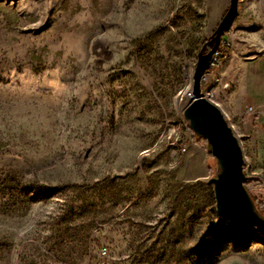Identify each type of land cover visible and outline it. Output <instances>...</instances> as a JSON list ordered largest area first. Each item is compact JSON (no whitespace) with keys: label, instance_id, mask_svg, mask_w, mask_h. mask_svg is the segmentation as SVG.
Masks as SVG:
<instances>
[{"label":"rangeland","instance_id":"rangeland-1","mask_svg":"<svg viewBox=\"0 0 264 264\" xmlns=\"http://www.w3.org/2000/svg\"><path fill=\"white\" fill-rule=\"evenodd\" d=\"M229 6L0 0V264H264V236L217 212L218 161L183 114ZM227 32L202 90L264 215V0Z\"/></svg>","mask_w":264,"mask_h":264},{"label":"water","instance_id":"water-1","mask_svg":"<svg viewBox=\"0 0 264 264\" xmlns=\"http://www.w3.org/2000/svg\"><path fill=\"white\" fill-rule=\"evenodd\" d=\"M239 0H230V6L216 30L204 43L193 75V86L187 92L189 101L183 114L193 131L204 137L217 159L219 170L209 179L213 185L216 209L219 215L244 227H254L264 236V216L258 211L245 183L251 180L244 166L243 148L234 129L221 108L210 101L202 91V79L214 51L238 15ZM207 46H212L205 52Z\"/></svg>","mask_w":264,"mask_h":264},{"label":"built area","instance_id":"built-area-1","mask_svg":"<svg viewBox=\"0 0 264 264\" xmlns=\"http://www.w3.org/2000/svg\"><path fill=\"white\" fill-rule=\"evenodd\" d=\"M228 32H226L227 34ZM231 47V43H230V39L227 36H223L221 39V43L220 45L217 47V49L214 51L209 66L207 68V70L205 71V74L203 76L202 79V84H208L211 81L215 80V72L216 70L221 66V64L223 63L224 59L226 58V56L228 55V52L230 50ZM228 86L224 85L223 91L227 90ZM203 91V90H202ZM222 91V92H223ZM220 92L218 91L217 88H210V89H206L205 91H203V94L213 103H215L216 105H218L216 102H214L213 99L217 98V93ZM228 120V119H227ZM229 121V120H228ZM231 125V124H230ZM232 126V125H231ZM239 138V137H238ZM240 139V138H239ZM241 142V140H240Z\"/></svg>","mask_w":264,"mask_h":264},{"label":"trees","instance_id":"trees-1","mask_svg":"<svg viewBox=\"0 0 264 264\" xmlns=\"http://www.w3.org/2000/svg\"><path fill=\"white\" fill-rule=\"evenodd\" d=\"M211 47L212 46H207L206 48H205V52H208L210 49H211ZM205 140V139H204ZM244 170H245V166H244ZM256 204V203H255ZM256 207H257V209H258V206L256 205ZM258 211L262 214V210H260V209H258ZM263 215V214H262ZM264 216V215H263Z\"/></svg>","mask_w":264,"mask_h":264},{"label":"bare ground","instance_id":"bare-ground-1","mask_svg":"<svg viewBox=\"0 0 264 264\" xmlns=\"http://www.w3.org/2000/svg\"><path fill=\"white\" fill-rule=\"evenodd\" d=\"M243 144V143H242Z\"/></svg>","mask_w":264,"mask_h":264}]
</instances>
